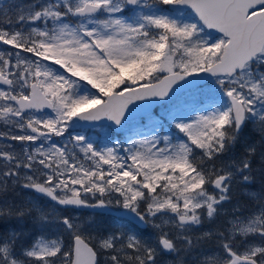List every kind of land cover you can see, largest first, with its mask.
I'll return each instance as SVG.
<instances>
[{"label":"snow or ice","instance_id":"obj_1","mask_svg":"<svg viewBox=\"0 0 264 264\" xmlns=\"http://www.w3.org/2000/svg\"><path fill=\"white\" fill-rule=\"evenodd\" d=\"M0 125V264H264V0H0Z\"/></svg>","mask_w":264,"mask_h":264},{"label":"rangeland","instance_id":"obj_2","mask_svg":"<svg viewBox=\"0 0 264 264\" xmlns=\"http://www.w3.org/2000/svg\"><path fill=\"white\" fill-rule=\"evenodd\" d=\"M155 111H160L159 107L155 110ZM3 126L0 125V128H2ZM244 138H252L254 136H256L255 132L253 131V125L252 124H248L247 127L244 130L243 133ZM258 138V137H257ZM4 143H12L10 141H5ZM253 189L258 190L259 189V183L254 184ZM234 191L236 193H239V189L238 188H234ZM30 196H35L32 192H30L29 190H22L21 191V197L20 198H27ZM240 199H244L243 197H239ZM40 203L41 204H46L47 202L42 201L40 198ZM245 202L247 203V201L245 200ZM233 203H235V199L233 200ZM231 204H226L224 207L229 209V211L231 210ZM64 215H69V216H75L77 217L78 221H83V220H87L91 215L90 214H84V213H79V212H75L70 210L69 212L63 213ZM225 217L223 215L218 216L216 218V220L211 221V222H205L204 225L199 229V231H207V230H212L215 229L219 224H221L224 221ZM35 229L31 228V231L33 232ZM151 235V230H147L146 233V237L145 239H148ZM215 245V241H209L208 244H206V247H213Z\"/></svg>","mask_w":264,"mask_h":264},{"label":"water","instance_id":"obj_3","mask_svg":"<svg viewBox=\"0 0 264 264\" xmlns=\"http://www.w3.org/2000/svg\"><path fill=\"white\" fill-rule=\"evenodd\" d=\"M157 106H158V105H157ZM157 106H156V107H157ZM156 107H155V108H156ZM155 108H154V109H155ZM44 198H46V197H44ZM46 199H47V198H46ZM73 209H75V208H73ZM75 210L88 211V212H92V213H93V210H92V209H87V208H81V209H75ZM140 227H141V229H143V225H141Z\"/></svg>","mask_w":264,"mask_h":264},{"label":"trees","instance_id":"obj_4","mask_svg":"<svg viewBox=\"0 0 264 264\" xmlns=\"http://www.w3.org/2000/svg\"><path fill=\"white\" fill-rule=\"evenodd\" d=\"M27 1L29 2V1H31V0H27ZM28 231L31 232L32 234H34V232H35V230L32 232V231H31V228H29ZM31 238H32L31 236H28V237L26 238V241H25V242H29V241L31 240Z\"/></svg>","mask_w":264,"mask_h":264},{"label":"flooded vegetation","instance_id":"obj_5","mask_svg":"<svg viewBox=\"0 0 264 264\" xmlns=\"http://www.w3.org/2000/svg\"><path fill=\"white\" fill-rule=\"evenodd\" d=\"M23 2H24V3H26V1H25V0H23Z\"/></svg>","mask_w":264,"mask_h":264}]
</instances>
